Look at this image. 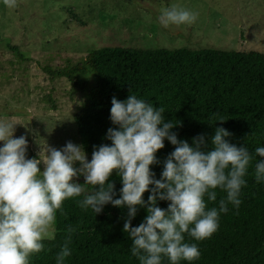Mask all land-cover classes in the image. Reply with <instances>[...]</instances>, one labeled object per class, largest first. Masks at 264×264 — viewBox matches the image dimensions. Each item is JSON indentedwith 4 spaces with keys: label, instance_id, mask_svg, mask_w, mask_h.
Returning a JSON list of instances; mask_svg holds the SVG:
<instances>
[{
    "label": "trees",
    "instance_id": "16d2710c",
    "mask_svg": "<svg viewBox=\"0 0 264 264\" xmlns=\"http://www.w3.org/2000/svg\"><path fill=\"white\" fill-rule=\"evenodd\" d=\"M58 74L67 77L71 86L84 95L74 122L80 144L91 158L94 149L112 145L107 139L108 129L119 130L110 119L112 98L123 102L131 94L157 109L163 108L164 120L176 125L171 131L179 141L195 146L194 138L203 136L201 151L205 154L214 150L212 138L220 127L230 133L225 137L228 143L246 147L252 160L244 177L246 185L241 189L239 208L228 204V212L220 213L219 228L210 238L196 241L185 233L184 242L197 244L200 257L178 264H264V181L255 179V165L264 160L255 151L264 147V53L104 46L89 50L81 62ZM164 144L156 153L158 163L150 166L157 180L162 179L165 161L176 147L167 139ZM73 182L84 184L85 176ZM109 182L115 185L114 199L121 198L119 174L113 172ZM83 187L85 193L64 201L63 212L56 213L54 238L42 241L43 250L32 254L29 264H56L69 228L74 231L70 234L71 255L65 264H140L131 252L132 239L123 231L128 207L109 203L99 214L90 207L82 209L78 201L96 190L92 185ZM215 191V202L204 197L208 209H219L220 199L226 198V192L219 188ZM151 194L145 192L146 204ZM169 204L157 200V206L164 210ZM147 215L146 207L137 206L132 226H139ZM162 264L171 261L162 257Z\"/></svg>",
    "mask_w": 264,
    "mask_h": 264
},
{
    "label": "clouds",
    "instance_id": "9594fccd",
    "mask_svg": "<svg viewBox=\"0 0 264 264\" xmlns=\"http://www.w3.org/2000/svg\"><path fill=\"white\" fill-rule=\"evenodd\" d=\"M3 2L8 8L17 6V0ZM196 19L197 14L178 5L163 9L159 16L164 27L192 24ZM164 111L132 94L123 102L113 97L110 119L119 130L108 129L112 145L94 149L90 162L83 147L72 142L62 150L47 145L43 158L28 159L27 137L14 138L17 123L0 121V264H29V257L43 250L42 241L54 238L50 229L57 211L63 212L65 200L85 193V184L96 190L78 201L82 209L90 207L99 214L109 203L128 207L123 231L132 239L131 252L140 264H162V257L171 264L199 259L197 244L184 242V234L196 241L210 238L219 228L220 213L228 212V204L239 208L252 156L246 147L228 143L225 137L230 133L222 127L212 138L214 150L206 154L201 151L203 136L194 138L195 146L179 141L171 131L176 125L165 122ZM165 139L176 147L165 161L162 179L157 180L150 166L158 163L156 153L165 147ZM255 151L264 157V147ZM76 162L81 163L80 169ZM113 172L122 178L119 199H114L115 185L109 182ZM79 174L85 176L84 184L73 182ZM255 179L264 181V160L255 165ZM151 185L155 187L150 189ZM217 188L226 192V198L220 199L219 209H208L204 197L215 202ZM148 191L152 194L146 204L143 196ZM158 199L170 201L167 210L157 206ZM137 206L146 207L148 215L133 227ZM73 231L67 230L56 264H65L71 255Z\"/></svg>",
    "mask_w": 264,
    "mask_h": 264
},
{
    "label": "rangeland",
    "instance_id": "374dc122",
    "mask_svg": "<svg viewBox=\"0 0 264 264\" xmlns=\"http://www.w3.org/2000/svg\"><path fill=\"white\" fill-rule=\"evenodd\" d=\"M173 5L197 14L195 22L161 25ZM104 46L264 53V0H17L14 8L0 0V121L27 137L26 158H43L47 145L81 146L74 117L84 95L58 73Z\"/></svg>",
    "mask_w": 264,
    "mask_h": 264
}]
</instances>
